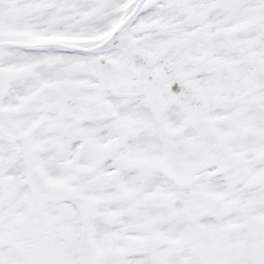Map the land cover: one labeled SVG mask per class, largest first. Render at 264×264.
<instances>
[{
    "label": "snow or ice",
    "instance_id": "snow-or-ice-1",
    "mask_svg": "<svg viewBox=\"0 0 264 264\" xmlns=\"http://www.w3.org/2000/svg\"><path fill=\"white\" fill-rule=\"evenodd\" d=\"M0 264H264V0H0Z\"/></svg>",
    "mask_w": 264,
    "mask_h": 264
}]
</instances>
